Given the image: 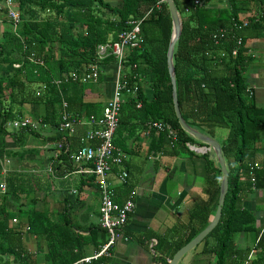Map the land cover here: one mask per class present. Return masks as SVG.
Returning <instances> with one entry per match:
<instances>
[{
  "label": "trees",
  "instance_id": "16d2710c",
  "mask_svg": "<svg viewBox=\"0 0 264 264\" xmlns=\"http://www.w3.org/2000/svg\"><path fill=\"white\" fill-rule=\"evenodd\" d=\"M189 2L174 0L182 19V32L173 52L178 105L185 122L200 133L214 138L215 129L227 131L219 143L228 169V191L219 223L191 251L188 264H264V223L259 225L255 213L242 206L246 191L264 192V164L258 163L256 155L259 149L264 151V106L257 103L254 87L244 76L253 57L246 46L236 44L239 38L243 42L264 39V0H219L217 7H209L207 0L185 12ZM18 11L17 31L4 19L10 27L2 31L0 42V174L2 160L22 163L33 155L26 150L29 136L53 140L55 146L47 149L52 157L42 171L36 173L21 165L1 174L0 264H78L85 258L88 244L94 243L98 250L106 242L107 238L97 244L96 234H106L100 223L86 227L88 235L81 234L82 228L73 223L65 204L59 210L45 209L44 200L51 194L46 187L60 168L72 170L69 155L76 149L67 137L45 138L40 131L47 129L50 134L58 124L62 101L67 102L72 117L100 116L102 104L84 100L89 83L74 81L72 75L81 79L88 68L99 66L100 83L104 70L116 61L112 57L101 59L97 47L116 41L119 33L131 29L127 22L141 21L140 40L138 47L127 50L121 64L127 86L114 145L128 154V142L145 132L155 141L154 151L169 147L168 153L176 157H200L207 176L215 180L213 165L221 174L216 160L209 159L214 157L212 151L197 154L189 149L194 145L208 148L184 132L174 114L167 69L172 22L164 0H118L117 4L107 0H19ZM240 12L251 14L245 18L247 26L237 29L233 24L245 20L239 18ZM235 48L238 52L233 56ZM57 80L58 86L54 84ZM26 104L30 108L25 109ZM25 111L39 123L38 129L7 132L6 122L21 120ZM154 122L162 123L163 130H148ZM8 139L15 144L14 149L9 148ZM251 167H255L252 175ZM84 177L94 179L92 175ZM129 180L126 186L114 188L116 203H123L119 192L131 196L134 188ZM215 183V191L205 204L189 213L180 230L157 237L153 247L162 264L212 220L220 185ZM248 232L256 234L255 243L241 247L238 240ZM27 237L33 240L35 253L27 251Z\"/></svg>",
  "mask_w": 264,
  "mask_h": 264
},
{
  "label": "crops",
  "instance_id": "0c3cea01",
  "mask_svg": "<svg viewBox=\"0 0 264 264\" xmlns=\"http://www.w3.org/2000/svg\"><path fill=\"white\" fill-rule=\"evenodd\" d=\"M107 1L111 2L110 0ZM208 6H220L219 0L214 3L209 1ZM250 14V12H240L239 17L249 16ZM1 19L4 20L2 15H0V23L2 24ZM246 48L253 57L251 86L254 87L256 101L264 106V39H248ZM114 66L112 64L108 65L104 70L103 79L99 83L103 87L102 92L101 90L99 92L92 89L87 93L85 101L103 103V106L105 101L112 96ZM257 85H259L258 88ZM101 96L105 98L103 101L100 99ZM40 133L45 138L52 137L47 129H42ZM82 133H84V129H80L75 137L69 138L74 150L78 147L77 139ZM213 133L214 139L218 142L226 137V133L224 135L220 134L218 129H215ZM39 140L45 143L43 148L46 150L55 146L53 140L46 141L41 138ZM129 142L131 148L130 153H125V168L130 175L129 183L137 192L134 200L135 206L124 227L123 237L117 240L110 250V255L101 257L98 263L96 260L92 264H162L158 256L155 255L153 247L157 243V237L180 230V227L187 222L189 213L198 206L205 204L209 196L215 191V181H221V174L216 171V165L212 167L215 180L207 176L205 161L200 157H176L168 153L170 151L169 147L154 151L155 141L153 138H149L145 132L139 133L137 138ZM7 143L10 149L16 147L12 145L11 139H8ZM194 146L196 147V145ZM190 147L189 149L192 150L193 146ZM197 147L199 148V146ZM36 151L34 150V153L39 155L34 154L29 158L27 157V160L20 163V166L22 165L24 169L38 173L43 168H47L48 159L52 157V153L45 156V151L42 149ZM261 151L264 156V151L262 149ZM209 159L215 160L213 156H209ZM262 162L264 164V161ZM75 170L74 166L69 171L62 167L59 169L58 174L52 177L50 182L54 185L56 194L47 195L48 198L53 197L51 199L53 206L46 203L45 209L56 206V209L59 210L65 204L73 214V221L82 228L81 234L88 235L86 227L90 225L99 226L98 213L96 215L97 221L95 223L91 221L93 206L90 201L93 190L96 195H99V193L95 180L87 181L84 177L90 175H79ZM110 181L114 188L119 186L113 177H110ZM68 183H72V187L65 191V185ZM46 189L49 188L46 187ZM118 196L123 202L127 198L126 192H119ZM242 197V206L255 213L259 225L264 223V210H262V207H264V192L251 193V191H246ZM97 204L99 205V196ZM96 236L97 244L107 238V234L102 232H99ZM24 242L27 251L35 253L36 247L33 240L27 237ZM96 249L94 243L88 244L85 247V258L91 257L99 250ZM191 255L192 252L186 254L178 264H188ZM80 261L78 264H84Z\"/></svg>",
  "mask_w": 264,
  "mask_h": 264
},
{
  "label": "built area",
  "instance_id": "2783aa9c",
  "mask_svg": "<svg viewBox=\"0 0 264 264\" xmlns=\"http://www.w3.org/2000/svg\"><path fill=\"white\" fill-rule=\"evenodd\" d=\"M182 1V0H181ZM192 6L184 7V11L188 12L191 8L200 7L207 0H189ZM19 0H1L0 2V15L9 21L14 29L20 23V14L18 11ZM248 18V16L239 17ZM141 21L127 22L131 29L125 30L117 35V40L112 42L108 41L106 44L97 47L100 58L112 57L116 62L113 78V93L106 101L101 109L100 116H77L72 117L68 112V104L65 101L61 102L60 107V121L51 130L52 135H59L63 138L75 137L80 129H84V133L78 136V147L69 155L72 161L75 172L79 175H92L94 176L100 200V217L99 223L101 229L106 231L107 240L91 257H86L80 262L84 264H92L93 261L101 257L109 256L110 250L116 244L117 240L123 237L124 227L133 212L135 202L133 197L136 196V190L130 192V197L127 198L122 204L116 203V193L114 186L110 181V177L116 180L119 185H127L129 173L125 168V153L114 145L113 139L115 132L119 125L120 108L123 99V92L127 86L126 81L122 80V61L126 57L127 50L139 46ZM237 29L247 26L246 19L241 24H233ZM237 46L244 47L246 42L242 38L237 39ZM237 48L232 50V55H237ZM224 55V54H223ZM40 65L43 63L39 60ZM18 68V65H15ZM99 66L88 68L85 74L80 78L72 75V79L79 80L83 84L90 82L98 83L100 70ZM57 86L60 80L54 81ZM140 105H137L139 107ZM39 123L28 119L22 118L21 120L8 121L5 124V129L9 133L19 131L21 129H38ZM164 125L159 122H154L148 125V130L162 131ZM170 135L175 139V134L169 130ZM191 148V147H190ZM8 164L9 162L6 161ZM1 174L5 175L7 168L2 164ZM255 167L250 168V175ZM257 167L256 169H258ZM51 171L50 167L48 168ZM253 181V177H252ZM0 189H4V183H0ZM16 223V219H13ZM252 252H250L248 260L251 259Z\"/></svg>",
  "mask_w": 264,
  "mask_h": 264
},
{
  "label": "water",
  "instance_id": "95a60500",
  "mask_svg": "<svg viewBox=\"0 0 264 264\" xmlns=\"http://www.w3.org/2000/svg\"><path fill=\"white\" fill-rule=\"evenodd\" d=\"M164 2L167 5L168 11L170 13L171 22H172V35H171V39L169 41V45L167 49V69H168V73H169V76L171 79V85H172V101H173L174 114L182 130L186 132L188 135H190L191 137L195 138L197 141L207 146L208 148V149H206L205 147L198 148V147L193 146L192 150L197 153H200V152L205 153L206 150L212 151L214 154L216 163L218 164L221 174H222L220 185H219V196H218V203H217L215 214L212 220L210 221V223L190 242H188L186 245L181 247L167 263V264H178L179 261L186 254L190 253L195 247L201 244L202 241L207 237V235L219 223L221 215H222V207L224 205L225 197L228 191V169H227V166H226L223 154H222L220 143L216 141L214 138H211L203 133H200L194 128H191L182 118L179 105H178V100H177L175 71H174V65H173V52H174L175 44L178 41L181 35V32H182V19H181V15L179 14V12L177 11L175 7L174 0H164Z\"/></svg>",
  "mask_w": 264,
  "mask_h": 264
},
{
  "label": "rangeland",
  "instance_id": "374dc122",
  "mask_svg": "<svg viewBox=\"0 0 264 264\" xmlns=\"http://www.w3.org/2000/svg\"><path fill=\"white\" fill-rule=\"evenodd\" d=\"M111 2L110 3H112V4H117L118 2H116V1H118V0H110ZM210 1V3L212 2V3H214L216 0H209ZM0 2H1V0H0ZM209 3V2H208ZM188 5L189 6H192V3L191 2H189L188 3ZM1 22H3L2 24L0 23V42H2V39H1V33H2V31L4 30V29H7L8 27H10V25H8L9 23H7L5 20H3V19H1ZM12 28V30H15L14 29V27H11ZM15 31H17V30H15ZM244 76L246 77V80L249 82V84L251 85V66L249 67V68H247L246 70H245V72H244ZM258 86L259 85H257V88H258ZM32 88H34V87H32ZM86 88L88 89V91H91L92 89H93V91H99L100 92V90H101V92H102V89H103V87H102V85H100L99 83H95V82H90L87 86H86ZM95 96V95H94ZM101 101H103L105 98H103L102 96H101ZM105 103H106V101H105ZM104 103V104H105ZM257 103L259 104V105H262V104H260V102H258L257 101ZM101 104H103V103H101ZM24 108L25 109H27V108H30L29 107V104H26L25 106H24ZM23 118H28V119H32V116L30 115V114H28L27 113V111H25L24 112V117ZM218 131H219V133L220 134H225L226 133V130L225 129H222V128H219L218 129ZM219 140V139H218ZM30 141V143H28V147H26V150L28 149V150H31L29 153H31V154H35L34 153V150H37L36 152H38V150L39 151H41V149L43 150V151H45V156H48V155H50L51 154V152L49 151V150H46L45 148H43V146H44V144L45 143H42L37 137H34V136H29V138H28V141L27 142H29ZM31 144V145H30ZM13 146L15 145L14 143L12 144ZM129 145H130V142H128V147H129ZM41 148V149H40ZM18 152H23V150H18ZM24 153V152H23ZM263 152L261 151V149H259L258 150V152H256V155L257 156H259L258 157V160H260L258 163H263L262 161H264V156H263V154H262ZM35 155H39V154H35ZM30 156H32V155H28L27 157L29 158ZM0 158H2V157H0ZM132 158H134V157H132ZM263 158V159H262ZM6 161H8L9 163L7 164L6 163ZM26 161V160H25ZM24 161V162H25ZM2 162H3V164L5 165V167L7 168V169H11V167L12 168H19L20 167V163L18 162V161H16V160H10V159H8V160H6V159H4V160H2ZM2 175L0 174V183H3L2 181ZM70 187H72V183H68V184H66L65 185V191H67L68 189H70ZM50 189H52V192H51V190ZM53 190H54V186H53V184L52 183H49V192L51 193V194H53ZM94 191V190H93ZM91 192V195H92V197H90V201L92 202L91 203V205L93 206L92 207V210H93V217H92V222H96L97 221V217H96V215H97V213H98V210H99V205L97 204V199H98V194L96 195L94 192ZM48 195V194H47ZM46 195V196H47ZM38 196H41L40 194H38ZM51 199H53V197H50V198H48V196H47V200H44L46 203H49V204H51V206H53V204L51 203L52 202V200ZM94 199V200H93ZM48 201V202H47ZM40 204V203H39ZM49 208H55L56 209V206H54V207H49ZM262 210H264V207H262ZM92 212V211H91ZM72 216V218H73V214L71 215ZM74 224H76L75 222H73ZM80 224V223H79ZM263 227V226H262ZM97 234H99V233H97ZM96 234V235H97ZM255 236H256V234L254 233V232H248L247 234H246V236L244 237V238H239V240H238V243H239V245L241 246V247H246V246H253V244L255 243ZM97 237V236H96Z\"/></svg>",
  "mask_w": 264,
  "mask_h": 264
}]
</instances>
